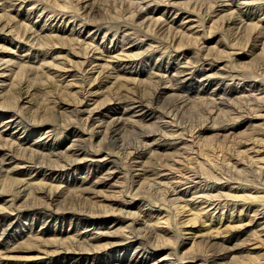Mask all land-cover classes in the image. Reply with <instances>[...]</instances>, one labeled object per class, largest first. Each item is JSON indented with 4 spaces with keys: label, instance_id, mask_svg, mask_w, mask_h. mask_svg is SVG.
<instances>
[{
    "label": "bare ground",
    "instance_id": "6f19581e",
    "mask_svg": "<svg viewBox=\"0 0 264 264\" xmlns=\"http://www.w3.org/2000/svg\"><path fill=\"white\" fill-rule=\"evenodd\" d=\"M0 264H264V0H0Z\"/></svg>",
    "mask_w": 264,
    "mask_h": 264
},
{
    "label": "rangeland",
    "instance_id": "374dc122",
    "mask_svg": "<svg viewBox=\"0 0 264 264\" xmlns=\"http://www.w3.org/2000/svg\"><path fill=\"white\" fill-rule=\"evenodd\" d=\"M109 46V44L107 43L106 44V47H108ZM26 107H28V106H26ZM188 118V120L189 121H191L192 122V125H193V127L194 128H196V130H198L199 128H201V126H202V121L204 120V115L202 114V113H199V114H192V115H190L189 117H187ZM246 127V126H245ZM134 140H136V138H134ZM80 177H78V179H79ZM226 212V211H225ZM218 212H216L215 213V215L217 214ZM220 213H222V212H220ZM39 229V228H38ZM67 229H68V227H67ZM17 256H19V257H26V256H32V255H35V254H16Z\"/></svg>",
    "mask_w": 264,
    "mask_h": 264
}]
</instances>
